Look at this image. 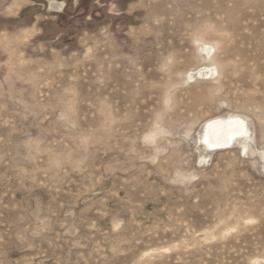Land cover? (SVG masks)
Instances as JSON below:
<instances>
[{"label": "rangeland", "instance_id": "1", "mask_svg": "<svg viewBox=\"0 0 264 264\" xmlns=\"http://www.w3.org/2000/svg\"><path fill=\"white\" fill-rule=\"evenodd\" d=\"M62 1L0 16V264H264V0Z\"/></svg>", "mask_w": 264, "mask_h": 264}, {"label": "bare ground", "instance_id": "2", "mask_svg": "<svg viewBox=\"0 0 264 264\" xmlns=\"http://www.w3.org/2000/svg\"><path fill=\"white\" fill-rule=\"evenodd\" d=\"M50 3V9L52 12H58L57 6L61 3L48 1ZM63 9V8H62ZM203 51L206 56H212V49L208 47H203ZM210 68L202 67L190 73L191 79L203 78L206 79L210 75ZM248 135L247 127L244 122L238 119H218L212 122L205 130V143L208 145L209 149L212 150H223L231 146V144L246 138ZM232 144V145H233ZM210 152V151H209Z\"/></svg>", "mask_w": 264, "mask_h": 264}, {"label": "crops", "instance_id": "3", "mask_svg": "<svg viewBox=\"0 0 264 264\" xmlns=\"http://www.w3.org/2000/svg\"><path fill=\"white\" fill-rule=\"evenodd\" d=\"M61 3H65V1L57 0ZM44 6L45 9L49 8V13L57 14L52 12L50 9V3L48 0H0V16L7 15L11 11H16L19 6Z\"/></svg>", "mask_w": 264, "mask_h": 264}, {"label": "flooded vegetation", "instance_id": "4", "mask_svg": "<svg viewBox=\"0 0 264 264\" xmlns=\"http://www.w3.org/2000/svg\"><path fill=\"white\" fill-rule=\"evenodd\" d=\"M62 8H63V4H60V6L58 5L56 9L59 10V9H62Z\"/></svg>", "mask_w": 264, "mask_h": 264}]
</instances>
